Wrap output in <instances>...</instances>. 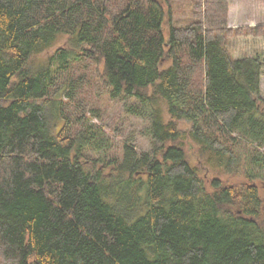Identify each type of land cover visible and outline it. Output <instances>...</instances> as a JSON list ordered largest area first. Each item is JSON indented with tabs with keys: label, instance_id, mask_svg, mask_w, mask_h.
Returning <instances> with one entry per match:
<instances>
[{
	"label": "trees",
	"instance_id": "16d2710c",
	"mask_svg": "<svg viewBox=\"0 0 264 264\" xmlns=\"http://www.w3.org/2000/svg\"><path fill=\"white\" fill-rule=\"evenodd\" d=\"M161 1L0 0V264H264L263 61L226 46L264 24ZM83 61L148 149L109 153Z\"/></svg>",
	"mask_w": 264,
	"mask_h": 264
},
{
	"label": "rangeland",
	"instance_id": "374dc122",
	"mask_svg": "<svg viewBox=\"0 0 264 264\" xmlns=\"http://www.w3.org/2000/svg\"><path fill=\"white\" fill-rule=\"evenodd\" d=\"M161 1V0H160ZM228 5L227 24L229 27H255L264 24V0H226ZM164 8L171 11V22L175 25H185L192 20L193 0H162ZM167 24V23H165ZM166 26V25H165ZM226 46L234 57L259 54L263 61L260 80V93L264 98V36L254 34L233 35ZM74 73L79 76L78 101L85 109L91 122L105 128L109 137L111 151L121 153L123 141L133 140L137 150L149 147L147 138L142 136L141 125L136 123L124 111L121 102L109 98L106 91L92 79L88 61L76 65ZM75 102V104H76ZM70 104L67 103V107ZM92 107L91 111L89 109ZM61 123L59 124V126ZM108 171V170H107ZM106 171V172H107Z\"/></svg>",
	"mask_w": 264,
	"mask_h": 264
}]
</instances>
